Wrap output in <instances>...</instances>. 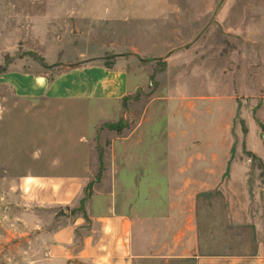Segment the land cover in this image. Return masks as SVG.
I'll return each instance as SVG.
<instances>
[{
	"label": "rangeland",
	"instance_id": "1",
	"mask_svg": "<svg viewBox=\"0 0 264 264\" xmlns=\"http://www.w3.org/2000/svg\"><path fill=\"white\" fill-rule=\"evenodd\" d=\"M121 57L142 88L119 103L22 99L0 79V264H86L52 259L41 235L85 217V199L37 208L23 177L78 173L90 156L87 190H102L119 139L190 142L202 125L204 142L189 150L204 143L229 157L220 192L204 197V231L221 252L253 239L254 227L232 218L244 217L249 195L256 215L264 205V0H0V77Z\"/></svg>",
	"mask_w": 264,
	"mask_h": 264
},
{
	"label": "crops",
	"instance_id": "2",
	"mask_svg": "<svg viewBox=\"0 0 264 264\" xmlns=\"http://www.w3.org/2000/svg\"><path fill=\"white\" fill-rule=\"evenodd\" d=\"M125 60L119 58L113 67L82 64L54 77L26 74L18 78L8 73L0 79L22 99L119 103L142 88L139 68L129 70L123 66ZM198 129L201 137L204 126ZM200 137L190 142L181 137L119 139L109 159L112 165L105 174V188H91V193L87 190L93 179L90 156L89 164L78 173L23 177L20 187L37 208H73L83 199L87 203L85 217L42 232L48 240V256L78 258L86 264H264V205L256 215L250 195L244 217L232 218L234 225L254 227L250 242H233L236 251L221 252L216 232L204 231L209 226L204 197L220 192L229 157H221L214 147L206 152L209 148L204 143L189 150L194 142L196 146L204 142ZM232 172L245 182L250 177L248 170ZM239 189L247 191L248 186ZM229 208L236 209L232 203Z\"/></svg>",
	"mask_w": 264,
	"mask_h": 264
},
{
	"label": "trees",
	"instance_id": "3",
	"mask_svg": "<svg viewBox=\"0 0 264 264\" xmlns=\"http://www.w3.org/2000/svg\"><path fill=\"white\" fill-rule=\"evenodd\" d=\"M109 127H111V129H113V130H118V129H116L117 127H115V126H113V125H109ZM87 196V195H86ZM83 202V201H82Z\"/></svg>",
	"mask_w": 264,
	"mask_h": 264
}]
</instances>
